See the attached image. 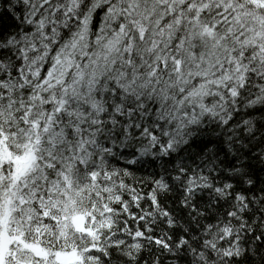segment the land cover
Returning a JSON list of instances; mask_svg holds the SVG:
<instances>
[{"label": "snow or ice", "instance_id": "1", "mask_svg": "<svg viewBox=\"0 0 264 264\" xmlns=\"http://www.w3.org/2000/svg\"><path fill=\"white\" fill-rule=\"evenodd\" d=\"M0 264H264V0H0Z\"/></svg>", "mask_w": 264, "mask_h": 264}]
</instances>
